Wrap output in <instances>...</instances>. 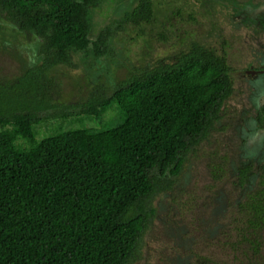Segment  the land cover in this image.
<instances>
[{"label": "trees", "instance_id": "obj_1", "mask_svg": "<svg viewBox=\"0 0 264 264\" xmlns=\"http://www.w3.org/2000/svg\"><path fill=\"white\" fill-rule=\"evenodd\" d=\"M100 0H0L4 16L40 38L41 62L0 81V264H130L148 230L151 198L172 189L186 155L207 140L233 88L230 67L214 48L193 44L172 62L94 90L82 102L56 100L58 67L74 52H108L107 31L91 36ZM151 0L125 15L150 21ZM102 127L70 128L37 139L34 126L79 115ZM257 121L264 128V105ZM251 167L239 169L248 183ZM237 207L242 239L259 254L264 236V165ZM263 233V234H262Z\"/></svg>", "mask_w": 264, "mask_h": 264}, {"label": "rangeland", "instance_id": "obj_2", "mask_svg": "<svg viewBox=\"0 0 264 264\" xmlns=\"http://www.w3.org/2000/svg\"><path fill=\"white\" fill-rule=\"evenodd\" d=\"M150 21L133 23L125 15L138 0H100L91 8V36L109 27L108 52L101 57L74 52L71 67H58V101L82 102L94 90L110 94L130 76L172 62L193 44L214 48L230 67L232 94L207 140L186 155L170 190L150 200L154 209L136 257L130 264H264V236L256 254L242 239L238 203L257 184L264 165V128L257 121L262 98L247 81L248 64L264 63V0H151ZM40 38L25 35L0 10V81H12L41 62ZM116 106L98 118H55L34 126L37 139L70 128L102 127ZM249 165L248 183L239 169ZM263 234V233H262Z\"/></svg>", "mask_w": 264, "mask_h": 264}, {"label": "flooded vegetation", "instance_id": "obj_3", "mask_svg": "<svg viewBox=\"0 0 264 264\" xmlns=\"http://www.w3.org/2000/svg\"><path fill=\"white\" fill-rule=\"evenodd\" d=\"M245 76L247 78L249 86L255 90V92L253 93L255 98H262L261 87H263L262 89H264V63H261L259 66L248 64V68L245 70Z\"/></svg>", "mask_w": 264, "mask_h": 264}]
</instances>
